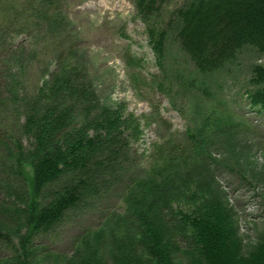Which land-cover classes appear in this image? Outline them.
<instances>
[{
  "label": "trees",
  "instance_id": "1",
  "mask_svg": "<svg viewBox=\"0 0 264 264\" xmlns=\"http://www.w3.org/2000/svg\"><path fill=\"white\" fill-rule=\"evenodd\" d=\"M27 1L34 6L15 8L25 21L14 25L13 15L2 17L0 32L12 26L33 39L28 25L33 16L36 25H46L40 27L46 38L68 43L64 49L60 41H50L55 55L39 67L42 73L37 72L36 82L28 79L35 83L33 88L25 87L26 77L33 61L40 60L33 59L31 50L24 45L10 48L0 61V113H13L20 134L32 142L28 149L16 143L15 165L9 168H33L32 193H19L0 178L8 183V193L18 195L0 194V241L17 242L11 257L0 258V264H264V240L247 250L233 208L212 182L191 174L209 172L202 170L206 165L191 141L196 148L202 144L183 139L175 146L166 139L153 145L149 155L145 153V164L136 169L132 157L138 154L134 145L144 136L143 121L121 103L109 106L100 101L68 33L62 0ZM134 1L161 68L168 24L200 74L222 69L246 46L264 52V0H190L172 13L164 10L167 0ZM7 11L17 16L14 9ZM161 16L167 19L163 30L162 24L152 23ZM251 82L255 88L247 99L264 115V66L253 68ZM51 184L59 189L49 201L43 200L42 192ZM116 192L123 208L106 213L96 228L78 235L71 253L34 244L36 235L50 231L83 201L106 199Z\"/></svg>",
  "mask_w": 264,
  "mask_h": 264
},
{
  "label": "rangeland",
  "instance_id": "2",
  "mask_svg": "<svg viewBox=\"0 0 264 264\" xmlns=\"http://www.w3.org/2000/svg\"><path fill=\"white\" fill-rule=\"evenodd\" d=\"M62 2L64 14L69 19L68 33L75 39L81 62L86 65L89 81L100 101L109 106L121 103L143 121L144 136L140 143L134 145L138 154L132 157L133 163L138 164L136 169L140 170L145 164V153L149 155L153 145L166 139L175 146L183 139L202 144L197 149L191 141L195 153L206 165L202 170L209 172L203 174L204 171L199 173L196 170L191 174L212 182L218 194L233 208L239 236L246 249H254L264 240V115L250 106L247 93L255 88L251 82L252 71L257 65L264 66V52L246 46L222 69L200 74L181 49L173 26L168 24L166 29L163 21L166 23L167 19L161 16L152 20V23L162 24L159 29H166V49L161 68L148 43L147 23L138 14L134 0ZM188 3L190 0H167L164 10L172 13ZM24 6L31 8L34 4L27 0H0V9L6 10L0 13V18L13 15L10 20L14 25L22 23L27 17L15 8ZM8 9H14L17 16ZM30 20L31 35L33 39L38 37L39 41L15 32L12 26L4 27L3 33L0 32V61L7 50L24 45L29 52L31 50L34 60L35 56L40 60L39 64L33 61L31 68L34 70L30 68L26 77L36 82L37 72L42 73L38 71L39 67L47 65L55 55L50 41H60L64 49L68 42L46 38L40 31V27L46 25L42 22L41 26L36 25L38 19L33 16ZM164 77L165 85L161 88L159 84L163 83ZM33 85L32 80L25 83L27 88H33ZM19 131L15 115L1 112L0 134H5V137H0L3 140L0 167L4 166L0 168V178L20 189L19 193H32V166L22 165L18 172L9 168L15 165L16 143L26 149L32 143ZM7 147L12 155L7 153ZM64 180L65 177L62 182ZM15 181H18L17 185ZM6 184L0 182V194L3 196L8 193ZM58 189L54 184L48 185L42 192L43 200L49 201ZM118 190L123 192V188ZM14 194L18 196L16 191ZM121 202L118 192L106 199L89 198L50 231L36 235L34 244L69 254L74 239L85 230L96 228L104 221L106 213L120 211L123 208ZM10 227L16 228L15 225ZM10 230L13 231L12 228ZM16 243V238L9 242L0 241V258L11 257Z\"/></svg>",
  "mask_w": 264,
  "mask_h": 264
}]
</instances>
